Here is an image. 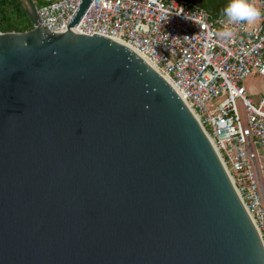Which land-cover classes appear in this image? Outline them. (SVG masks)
<instances>
[{
	"label": "water",
	"instance_id": "water-1",
	"mask_svg": "<svg viewBox=\"0 0 264 264\" xmlns=\"http://www.w3.org/2000/svg\"><path fill=\"white\" fill-rule=\"evenodd\" d=\"M0 33V264H264L218 154L170 83L101 35ZM147 106V108H146Z\"/></svg>",
	"mask_w": 264,
	"mask_h": 264
},
{
	"label": "built area",
	"instance_id": "built-area-1",
	"mask_svg": "<svg viewBox=\"0 0 264 264\" xmlns=\"http://www.w3.org/2000/svg\"><path fill=\"white\" fill-rule=\"evenodd\" d=\"M81 1L46 0L37 9L41 23L65 31ZM253 3L261 18L227 24L230 40L218 35L224 17L186 0H92L72 31L137 50L170 83L210 140L264 246V90L255 101L244 85L264 77V0ZM181 8L195 13V23L178 15Z\"/></svg>",
	"mask_w": 264,
	"mask_h": 264
},
{
	"label": "trees",
	"instance_id": "trees-1",
	"mask_svg": "<svg viewBox=\"0 0 264 264\" xmlns=\"http://www.w3.org/2000/svg\"><path fill=\"white\" fill-rule=\"evenodd\" d=\"M37 9L46 0H32ZM198 4L208 12L222 16V9L229 0H186ZM223 17V16H222ZM32 24L19 0H0V33H22L31 30Z\"/></svg>",
	"mask_w": 264,
	"mask_h": 264
},
{
	"label": "clouds",
	"instance_id": "clouds-1",
	"mask_svg": "<svg viewBox=\"0 0 264 264\" xmlns=\"http://www.w3.org/2000/svg\"><path fill=\"white\" fill-rule=\"evenodd\" d=\"M178 15H183L185 19L191 20L190 18L194 17L195 13L185 14L184 9L181 8V14ZM200 15H204L203 10ZM261 15V10L254 5L253 0H229V3L222 9L224 19L220 21L221 24H225V22L226 24L218 32V35L224 40H230L234 36V31L227 24L246 23L252 25L261 18ZM191 21L194 22V20Z\"/></svg>",
	"mask_w": 264,
	"mask_h": 264
},
{
	"label": "rangeland",
	"instance_id": "rangeland-1",
	"mask_svg": "<svg viewBox=\"0 0 264 264\" xmlns=\"http://www.w3.org/2000/svg\"><path fill=\"white\" fill-rule=\"evenodd\" d=\"M244 85L246 86V88L254 93L253 95V100H257L259 99V95L257 94L260 91L264 90V77L262 76H253L247 80H245ZM238 106V110L240 112V116H241V122L242 125L245 126L246 121H245V116L243 113V108L240 102L237 103ZM264 149V148H263Z\"/></svg>",
	"mask_w": 264,
	"mask_h": 264
},
{
	"label": "crops",
	"instance_id": "crops-1",
	"mask_svg": "<svg viewBox=\"0 0 264 264\" xmlns=\"http://www.w3.org/2000/svg\"><path fill=\"white\" fill-rule=\"evenodd\" d=\"M262 156H263V159H264V149H262Z\"/></svg>",
	"mask_w": 264,
	"mask_h": 264
}]
</instances>
